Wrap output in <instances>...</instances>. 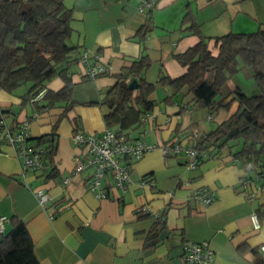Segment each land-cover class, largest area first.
<instances>
[{
  "label": "crops",
  "instance_id": "0c3cea01",
  "mask_svg": "<svg viewBox=\"0 0 264 264\" xmlns=\"http://www.w3.org/2000/svg\"><path fill=\"white\" fill-rule=\"evenodd\" d=\"M63 1L72 8L71 41L86 50L90 59L97 57L106 64L108 73L82 79L79 63L73 67L74 104L69 110L64 112V102H58L41 113L29 104L18 111L16 121H27L31 137L54 133L57 174L46 178L47 170L22 169L14 148L1 144L0 215L7 219L0 237L10 228L11 217L22 219L40 264H188L183 260L185 240L207 241L215 264H264L257 261L259 246L264 244V187L256 173L234 158L228 146L195 167L187 166L181 154L162 148L169 140L189 144L193 137L206 135L237 109V101L226 98L223 103L229 101L227 106L210 116L203 108L181 109L191 99L188 93L165 102L171 88L158 83L162 72L177 77L185 71L173 55L199 40L187 28L190 19L199 25L215 55L217 36L264 29V0H154L152 7L147 0ZM186 14L189 19L184 23ZM149 16L152 27L141 38L138 29ZM143 55L151 62L141 76L154 84L151 97L157 103L150 111L152 116L142 119V114L138 124L125 132L129 139H142L153 147L129 162L131 182L121 190L104 180L107 196L102 199L87 189L91 168L62 183L80 152L70 139L72 120L83 131L103 132L107 128L103 114L108 107L98 102L117 74ZM236 83L228 85L242 88ZM61 85L59 78L49 82L53 89ZM18 104L17 96L0 90V107L17 110ZM142 177L151 183L138 184ZM38 188L49 196L44 206L34 194ZM199 188L214 190V199L207 204L194 200L192 194ZM253 213L258 228L253 227ZM156 214L163 216L157 226ZM149 232L155 233L152 245L146 241Z\"/></svg>",
  "mask_w": 264,
  "mask_h": 264
},
{
  "label": "trees",
  "instance_id": "16d2710c",
  "mask_svg": "<svg viewBox=\"0 0 264 264\" xmlns=\"http://www.w3.org/2000/svg\"><path fill=\"white\" fill-rule=\"evenodd\" d=\"M72 19V8L67 7L63 0H0V90L19 98L17 110L11 106L0 107V120L11 128L22 124L16 121L15 116L28 104L36 113L54 107L58 102H64L65 112L74 104L71 97L73 67L81 63L83 50L71 41ZM187 19L186 14L183 22L187 23ZM189 21L188 30L198 35L199 40L185 51L173 55L185 67L182 74L170 77L162 72L159 75L158 83L171 88L164 101L170 102L179 94L188 93L191 99L186 106H180L181 109L203 108L210 116L220 107L227 106L229 101L223 103L226 98L237 101V109L233 113L206 135L193 137L189 144L198 151L196 165L223 146H228L230 154L242 160L248 170L254 171L261 181L260 186L264 187V29L217 36L218 52L214 55L208 49L207 39L201 34L199 25L191 19ZM151 27L152 17L149 16L138 29L139 36L145 38ZM150 62L146 55L133 60L130 67L117 74L115 83L98 102L107 105L103 118L107 128L113 129L117 135L128 138L125 130L138 124L140 116L153 110L157 103L151 97L154 84L141 76ZM242 67L251 68L258 89L255 94L248 95L239 86L230 88L227 85L231 76ZM107 73H99L95 78ZM54 78L62 82L57 89L49 86ZM82 79L89 78L83 73ZM22 85L26 88L18 92ZM42 89V97L31 101ZM72 123L73 130H81L75 119ZM113 125L117 127L112 128ZM232 140L237 143L231 144ZM28 141L43 146V166L40 169L48 171L45 177L56 176L54 133ZM171 142L177 140L166 141L163 145ZM236 144L238 147L232 149ZM141 179L146 183L152 181L146 177ZM162 221L160 214L156 217V226ZM154 235V232L147 234V245L155 243ZM257 261H264V257H257ZM0 264H40L22 219L11 217L10 228L1 234Z\"/></svg>",
  "mask_w": 264,
  "mask_h": 264
},
{
  "label": "built area",
  "instance_id": "2783aa9c",
  "mask_svg": "<svg viewBox=\"0 0 264 264\" xmlns=\"http://www.w3.org/2000/svg\"><path fill=\"white\" fill-rule=\"evenodd\" d=\"M154 0H147L146 4L151 6ZM142 6H139L141 9ZM80 62L83 66V73L89 79H94L99 73L108 71L106 64L90 59L88 52L83 50ZM44 89L35 94L31 101L42 97ZM152 116L150 112L142 115V119ZM194 135V134H193ZM30 134L27 129V121L17 128H11L0 120V146L8 143L14 148V154L19 159L22 169L37 171L43 166L42 151L43 146L29 143ZM73 145L80 150L73 159V167L70 173L63 176L62 183L67 184L72 181L75 174H79L87 168H91L90 175L86 180L87 189L97 198H105L107 192L103 186V181H109L111 187L124 190L131 182L129 162L139 159L153 145L146 143L142 139H129L122 135H117L113 129L105 128L101 133L88 132L83 130H73L70 136ZM165 152L181 154L185 158V163L189 167L197 164L198 151L191 144L182 142H171L162 145ZM245 181V177L242 178ZM138 184L144 185L142 179ZM38 203L44 206L49 196L47 192L38 188L34 190ZM215 191L206 188H199L192 194V198L199 203L207 204L214 199ZM143 211L148 209L143 207ZM158 217V214L155 215ZM254 228L260 226L255 213L250 215ZM7 219L5 215H0V231L3 229V222ZM183 260L188 264H215L213 262V250L207 241L185 240L183 242ZM262 257H264V244L259 246Z\"/></svg>",
  "mask_w": 264,
  "mask_h": 264
},
{
  "label": "rangeland",
  "instance_id": "374dc122",
  "mask_svg": "<svg viewBox=\"0 0 264 264\" xmlns=\"http://www.w3.org/2000/svg\"><path fill=\"white\" fill-rule=\"evenodd\" d=\"M245 68L248 69V70H245ZM248 75H249V77H247ZM232 77H233V80H229V81L231 83H233V84H237L236 81L239 82L238 84H240L242 86V88H243V90L245 91L246 94L250 95V94H255L256 92H258V89L255 88V81H254V79H253V77L251 75V68L242 67L235 74H233L231 76V78ZM229 81H228V83H230ZM228 83H227V85H228ZM25 88H26V85H22V86H20L17 89V91L18 92H20V91L22 92ZM212 123H214V122H212ZM116 127H117L116 125L112 126V128H116ZM230 143L231 144L232 143H237V141L236 140H232V141H230ZM237 147H238V144L233 145L232 149H236Z\"/></svg>",
  "mask_w": 264,
  "mask_h": 264
},
{
  "label": "water",
  "instance_id": "95a60500",
  "mask_svg": "<svg viewBox=\"0 0 264 264\" xmlns=\"http://www.w3.org/2000/svg\"><path fill=\"white\" fill-rule=\"evenodd\" d=\"M130 86H132V84H130ZM33 137L29 136L28 139H32Z\"/></svg>",
  "mask_w": 264,
  "mask_h": 264
}]
</instances>
